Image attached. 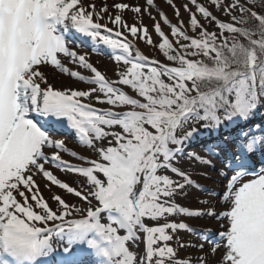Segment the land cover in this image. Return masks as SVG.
<instances>
[{"label": "snow or ice", "instance_id": "1", "mask_svg": "<svg viewBox=\"0 0 264 264\" xmlns=\"http://www.w3.org/2000/svg\"><path fill=\"white\" fill-rule=\"evenodd\" d=\"M165 2L178 23L158 15L179 50L160 22L154 31L176 66L151 61L145 73L148 58L126 33L154 44L140 23L145 13L155 20L154 0L115 3L114 15L89 0H0V264H209L179 255L206 243L213 264H264V125L254 122L264 106V0H189L187 24L175 0ZM70 31L131 66L108 80L71 47ZM49 66L72 80L51 83ZM51 169L77 174L80 186ZM40 177L76 199H45ZM192 188L196 207L178 203ZM204 217L217 228L182 242L179 232L197 233L187 220Z\"/></svg>", "mask_w": 264, "mask_h": 264}, {"label": "rangeland", "instance_id": "2", "mask_svg": "<svg viewBox=\"0 0 264 264\" xmlns=\"http://www.w3.org/2000/svg\"><path fill=\"white\" fill-rule=\"evenodd\" d=\"M89 2H95L98 7L102 6L103 4L106 3L109 6L110 13L113 15L117 12V10L113 7V5L115 3H127V4H130L132 6H136L137 4H140V5L144 4V0H89ZM201 2H206V0H201ZM154 3L156 5V7L152 9V15L155 17V20L151 19L147 13H145L143 15V17L140 19V23L143 26L147 27L148 36L151 37V39L154 41V44L150 45L144 40H136L135 38L131 37L130 33H126L127 37L129 39L133 40L136 48H138V49L141 48L140 52L142 53V55H144L148 58L146 62H143L146 64V66L143 69V71L145 73H147V65H150L151 61H156L157 64L163 63L169 67L176 66L172 62H169L166 60V58L161 53V51L158 47L161 40L156 35V33L154 31V24L156 22L161 23L162 31L166 34L168 40L170 41V43H172L173 47L176 48L177 50H179V45L176 44L175 38L172 37L170 29L167 26H165L162 21H160V17L158 15L159 11H163L172 24H177L178 21L176 19L175 12H174L173 8L168 6L166 4L165 0H154ZM175 3L178 6H180V14H181L180 18L182 20H184L185 23L187 24L188 13L184 11L183 5L186 3H189V0H175ZM189 6H191V5L189 4ZM258 10H260V8L256 9V11H258ZM193 11H195V9H193ZM135 15L136 14L130 12L127 9L123 11L124 19L126 21H128L129 23L132 22V18ZM220 18L222 20L227 19L226 17H223V16H221ZM200 20H201V23H204L205 26L207 27V22L202 17L200 18ZM106 21H107V17H105V20L101 21V23H105ZM108 27L109 28H115V26L110 22H108ZM101 33L104 34L103 29L101 30ZM188 34L193 35V33L191 32L190 29L188 30ZM69 38L72 41H74V43H73V45H71V47L74 50H77L78 54H87L88 61L90 63H92L93 66L96 67L97 70L100 71L102 74H104L105 77L110 81L118 80L119 79L118 73L126 71L127 68L131 66L130 64L129 65L124 64L123 60H121L119 62L115 61L114 55L119 54L118 50L114 53L113 50H111L107 45H104L103 42H98L96 44L97 51H93L92 50L93 46H92V43L90 41V38H86V37H83L81 35H77L73 31H70ZM181 42L185 43L184 41H181ZM96 63H98V64L95 65ZM65 66L69 67L71 71H79L81 75L91 76L90 71L79 68L76 65L66 64ZM49 72L55 73V79L50 80V82L54 83L57 86H59L61 83H68L70 80H72L71 77L57 72L55 69L51 68V66H49ZM162 79H165L166 83L169 82V81H167V78H165V77H162ZM77 83L80 85L81 89H84L87 87L86 85H84L81 82L77 81ZM115 86L119 87L122 91H125L130 95H133V98L140 99L141 102H143L142 98L139 97L138 95H134L127 86H123V85H115ZM93 105L95 107H98V108H101V107L102 108H111V106H108V105H99L95 102V100H93ZM114 110L128 111L131 109L130 108H124V109H114ZM254 122L264 125V106L257 109L255 116H254ZM72 136H74V133L72 134ZM72 136L69 137L70 140L72 139ZM201 137H204V136H201ZM196 146L198 147V145H196ZM68 147L72 150H76L80 155H84L88 158H93L95 156V154L90 149L89 150L82 149V148L74 145L73 143H69ZM64 159L68 160L71 164H74L77 166H85L82 161L74 159V158H72L66 154L64 155ZM51 170L53 171V174L56 175L57 178L60 179L62 182L69 183V186H72V187H79L80 186L79 183L75 182L77 180V174L71 173V172L65 173V172L59 171L57 169H51ZM193 178L197 181V183H199L201 186H203L206 189L214 187L211 179H208V178H205V177L199 176V175L194 176ZM39 180H44V179L42 177H40ZM225 183H226V180H223V179L218 180L216 182V185H215L216 190L218 192H221L222 186ZM197 191L198 190L195 188L189 189V199L186 201L185 200H177V202L180 204H183L184 206L191 205L192 207H196V202H195V200L192 199V197L197 194ZM50 193H51V195L50 194L48 195V199L50 198V196L56 195V194H59V195L65 197L66 199H76L73 197H69L68 194H66L65 190L60 189L56 185H52V188L50 189ZM200 195H201V197H203V193H200ZM216 211L217 212L220 211L219 205L217 206ZM185 219H187V218H185ZM104 222H106V221H104ZM187 222L190 224L191 227L197 229V233L190 234L188 232H183V231L179 232L178 236L182 242H191L193 244H196L199 242L198 238H197V234H198L200 229L205 228V227H210L213 230H215L217 228V222L214 219H211L209 217L193 218V219L187 220ZM150 223H152L153 225L155 224V222H150ZM212 238H214V237H212ZM201 239H203V238L201 237ZM141 247H142V245H141ZM210 247H211V245L206 243L204 246L203 252L199 251L196 248L181 249V250H179V255L181 257L191 256V258L193 260H195V258L197 256L203 255L206 257L209 264H213V257H212V254L210 252Z\"/></svg>", "mask_w": 264, "mask_h": 264}, {"label": "bare ground", "instance_id": "3", "mask_svg": "<svg viewBox=\"0 0 264 264\" xmlns=\"http://www.w3.org/2000/svg\"><path fill=\"white\" fill-rule=\"evenodd\" d=\"M140 48V47H139ZM141 50V48L139 49ZM98 63H96L95 65H97ZM200 139H202V137H200ZM40 184H41V191H42V194L44 195L45 199H48V195L50 193V189L52 188V185L50 184V182L46 181V180H39ZM45 184H48L49 187L48 188H45L44 185ZM51 197V196H50ZM50 199V198H49Z\"/></svg>", "mask_w": 264, "mask_h": 264}, {"label": "trees", "instance_id": "4", "mask_svg": "<svg viewBox=\"0 0 264 264\" xmlns=\"http://www.w3.org/2000/svg\"><path fill=\"white\" fill-rule=\"evenodd\" d=\"M260 10H261V11H264V9H261V8H260ZM260 10H258V12H260ZM254 38H256V37H254ZM238 39H242V38H239V37H238ZM242 42H245V43H246V41H242Z\"/></svg>", "mask_w": 264, "mask_h": 264}]
</instances>
